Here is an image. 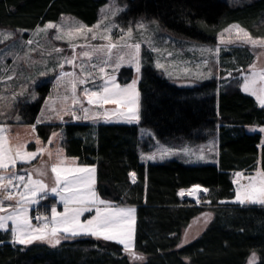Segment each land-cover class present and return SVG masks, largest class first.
<instances>
[{
	"label": "trees",
	"instance_id": "1",
	"mask_svg": "<svg viewBox=\"0 0 264 264\" xmlns=\"http://www.w3.org/2000/svg\"><path fill=\"white\" fill-rule=\"evenodd\" d=\"M108 0H0V28L29 32L47 22L72 15L87 25L99 19ZM127 22L156 19L167 31L215 44L219 33L241 23L253 37H264V0L231 4L227 0H128ZM234 49H239L238 47ZM226 56V54H225ZM224 60L223 78L181 87L153 66L142 63L139 80L138 124L40 123L35 131L46 142L61 130V144L79 165L96 167V191L113 203L136 208L134 261L123 245L79 235L62 239L55 247L35 242L13 243L11 230H0V264H264V206L241 205L235 199L234 174L264 170L262 133L248 126H264V108L242 89V78L231 70L245 68L247 58ZM229 73L231 76L228 77ZM133 68L119 74L122 84L133 78ZM35 102L20 101L15 111L20 124H34L51 91L47 82L38 88ZM1 123V122H0ZM151 129L161 141H195L218 136V162L186 164L178 159L145 163L141 153L150 150L141 129ZM33 144V143H32ZM23 164H18L17 169ZM131 173H135V183ZM201 185L208 189L209 206H197L178 195ZM52 200V198H51ZM223 201V203H221ZM205 210L213 218L195 239L178 247L183 230ZM63 235V234H61Z\"/></svg>",
	"mask_w": 264,
	"mask_h": 264
},
{
	"label": "snow or ice",
	"instance_id": "2",
	"mask_svg": "<svg viewBox=\"0 0 264 264\" xmlns=\"http://www.w3.org/2000/svg\"><path fill=\"white\" fill-rule=\"evenodd\" d=\"M122 9H115L112 12L114 17ZM104 11V10H102ZM108 17H102L96 25L89 28L87 25L77 22V26L64 33V29L60 26L49 22L44 28H37V33L41 31H47L48 29L57 28L61 34L56 36V39H63L65 35L68 37L84 35L87 38V33H92L91 39H97V34L93 32V28L99 29L104 21ZM137 29H144L145 25L139 23L136 25ZM114 28L119 29L122 33L120 40L124 43H112L111 33ZM86 30V31H85ZM236 32L235 40L229 38L227 41L223 39V32L220 34L221 43L235 44L241 43L249 45L252 48L264 49V37L253 38L249 32L241 28L240 25L234 24L229 28L224 29V32ZM103 32L106 35H101L99 38L109 41L106 45H87L91 51H83L80 53L81 57H86L90 61L94 55L99 53L103 54V58L99 59V63L90 64L85 66L84 64L76 65L77 59L74 54L72 57H64L59 64V68L62 70L64 63L79 67L83 76H78L75 72L61 71L57 78L56 87H60L66 77H70L68 83L70 89L66 88V91L71 92V106L68 109H61L64 115H69L75 120H91L93 122L103 121L105 123L111 122H125V123H139L140 122V92L137 88L141 75V43H128L124 40L127 36L129 40L132 39V28L129 27L127 32L124 29H120L115 23H109L105 25ZM11 33H0V38L7 39L11 36ZM0 39V42H2ZM29 45L33 44L32 40L27 41ZM77 45L73 44V52ZM81 47H85L81 45ZM113 49H117V53L113 54ZM123 49L128 51L124 52ZM55 52H62L63 49H53ZM153 51L158 49L153 48ZM202 53H211L218 55L219 49H200ZM50 54V53H49ZM168 56L172 53L168 52ZM264 55V52L259 53ZM128 57V60H125ZM259 58V57H257ZM109 62L113 64V72L106 73L103 65H108ZM134 65L136 78H133L130 83L121 85L117 82L116 72L119 70L122 64ZM187 63V62H185ZM208 61L204 60L201 64L195 65L196 71L192 72L189 68H183L185 75L194 76L199 79L204 76H210L211 71L203 73L201 68L207 67ZM156 67L167 71L165 65L157 62ZM99 69V72L104 74L100 76L101 83L96 84V77L89 69ZM252 76L245 77L243 84V91L255 96L259 101V106L264 108V86L256 87V77L259 76V80L264 84V70L256 71V65L253 64ZM48 72H41L40 75H47ZM169 76L173 73L168 72ZM231 75V73H229ZM105 76L107 77L105 79ZM12 77H9L11 79ZM77 83L92 84L95 88L85 87L81 91V95L77 96ZM20 93L18 95H22ZM15 95L13 99H15ZM81 96L83 99H81ZM37 97L33 93L32 99ZM2 99V97H0ZM68 96L62 97L63 101H67ZM90 107L84 106V101ZM112 103L117 107L114 109H104L105 104ZM91 106H96L95 108ZM103 109L102 111L96 109ZM45 109L49 112H55V115L61 122L63 115L55 108V100L52 96H49L45 101ZM77 111L81 115H77ZM0 115H3L0 112ZM20 117H16L19 120ZM51 116L45 119V112L42 110L40 117L34 124L31 125V130L34 133L37 124L50 122ZM256 130V129H253ZM260 132H264V128L259 129ZM11 132V126L0 124V213H7L6 215H0V230L9 231L8 221H12L14 227L11 229V235L13 237L12 242L21 245H30L37 241L47 243L53 247L61 243V239L73 238L79 235H91L96 239H103L105 241H113L117 244L123 245V250L134 261H142L144 259L142 254H138L135 249V211L134 207L120 206L111 201L101 199L96 191V168L95 166H76L77 158H67L63 155V150L60 149L56 153V162L53 163L50 168L54 174L52 178L53 186L49 187L48 183H45L43 177L47 175V172L43 168H33L28 172L27 178L23 175L17 174L15 171V165L17 160L23 163H31V160L36 159L37 155H42L45 152L51 158L53 153L47 151L45 148H37L36 152H22L23 145H11L9 141V133ZM61 136L60 133H53L52 138ZM52 140H49L51 143ZM36 143L39 144V138L36 139ZM199 151H203L200 149ZM187 153H191V150H185ZM176 154L171 149H165L159 154L153 153L145 155L142 158L146 161L155 160L157 158H165L168 155ZM198 160H203L202 155L197 156ZM72 166L64 167L65 162ZM27 171V170H25ZM33 174L38 175L39 179H33ZM236 179L234 183L237 185L235 189V199L233 202L241 205L258 204L264 206V170L257 168L254 174H250L245 177L243 173H235ZM133 178L132 182L135 183V173H131ZM241 178L247 179L246 184H241ZM21 185L23 186L21 190ZM200 191L207 192L208 189H201L200 185H195L192 189L187 190L188 195L196 196ZM49 192L56 194L60 197V201L63 204V211L58 212L55 207L51 208V216L35 215L30 216V205L39 204L41 200L47 198ZM186 194L185 190H181L178 195L183 197ZM5 201L14 202L5 205ZM199 199L197 203H199ZM211 203V201H206ZM223 203V201L221 202ZM90 213V217H86L84 221H81V216L85 213ZM210 214H204V222L207 223ZM35 219L39 223L34 225L32 220ZM63 234V235H61ZM187 233L185 234V240L183 243H187ZM183 243L178 247H183ZM256 254L252 253L249 264H255Z\"/></svg>",
	"mask_w": 264,
	"mask_h": 264
},
{
	"label": "rangeland",
	"instance_id": "3",
	"mask_svg": "<svg viewBox=\"0 0 264 264\" xmlns=\"http://www.w3.org/2000/svg\"><path fill=\"white\" fill-rule=\"evenodd\" d=\"M231 4L246 2L250 3L253 0H227ZM129 6L128 0H108L105 5H103L100 8L99 12V19L102 17H108L104 21V24L100 26L99 29L93 28V32L97 34V39L93 40L91 39L92 33H87V38L84 37V35L79 36H73L68 37L67 35L64 36L63 39H56V36L58 34H61L57 28L48 29L47 31H41L37 33V28L35 31L29 32V37L23 38V32L13 29H6V28H0V33H11L12 35L7 39H2V42H0V112L3 113V115H0V124H5L11 126V132L9 135L10 144L11 145H23L24 147L21 149L22 152H36V150H31L28 148V145L31 143H34L37 145V148H44L41 138L37 135L36 131L33 133L31 130L32 124H24L20 125L19 121L21 120V115L18 111H15V108L18 107V102L24 101V102H35L36 99L40 95V90L38 89L43 84L50 82L51 83V91L49 96H52L55 100V108L57 111H60V114L63 115V119L68 120L69 116L64 115L63 111L61 109H68L71 106V92L66 91V88L70 89V84L68 81L72 78L66 77L64 82H62L60 87H56L57 79L55 75L60 73L61 71H68L69 69L72 70V72H75L78 76H83V73L80 72L79 67H74L71 64L64 63V67L61 70L59 68V64L62 62V59L64 57H72L74 54L76 55L77 59L75 61L76 65L84 64L86 67L90 64H96L99 63V59L103 58V54L99 53L97 55H94L92 59L89 61L86 57H81L80 53L83 51H91L87 45H106L109 43V41L100 39L99 37L101 35H106V33L103 32V29L105 25L109 23H115L119 26L120 29H124L125 32H127V29L129 27L132 28V39L129 40L127 36L124 37V40H126L128 43H141V51H140V58H141V64L143 61H145V58L152 57L153 66L159 70V72L164 75L166 78H169L173 82H175L177 85L181 87H189L194 86L195 84H199L200 82L210 80L213 78H223L221 77L222 72L225 70L221 67L224 60H230L231 62H237L239 58H247V66L243 69H235L231 70L232 73L235 74L236 77L242 78V88L243 84L245 82V77H251L252 76V68L251 66L253 64L256 65V71L264 70V55H259V53L264 52V49L260 48H252L249 45H244L241 43H235V44H227V43H221V36L220 34L223 32V39L227 41L229 38L235 40L236 38V32L233 31L231 33L224 32V29L219 33L217 37V42L215 44H205V43H199L195 40L182 37L179 35H175L169 31H167L164 27L161 26L158 20L151 19L148 21H138L135 23L127 22L123 15L124 12L127 10ZM115 9H122L119 11L114 17L112 16V12ZM104 10V11H102ZM97 21V22H98ZM77 22L82 23L84 25H87L80 21L78 18L72 16V15H64L59 22H51L53 24H56L64 29V33H67L69 29L74 28L77 26ZM97 22L93 25H96ZM47 22L46 24H48ZM139 23H143L145 25L144 29H137L136 25ZM45 24V25H46ZM238 24L241 28L245 29L247 32H249L241 23H233L231 25ZM45 25L39 26V28H44ZM93 25H87L89 28H91ZM230 25V26H231ZM229 28V26L227 27ZM226 29V28H225ZM86 31V30H85ZM250 33V32H249ZM122 33L119 31V29L114 28L111 33V42L112 43H124V41L120 40ZM252 36V35H251ZM253 37V36H252ZM257 38V37H253ZM32 40L34 43L29 45L27 41ZM75 44L77 47L75 48V53L73 52L72 45ZM81 45H84L85 47H81ZM238 47L239 49H234ZM153 48L158 49V51H153ZM53 49H63L62 52H55ZM200 49H219L218 55H213L211 53H202ZM122 51L126 52L127 49H123ZM171 52L172 55L168 56L167 53ZM50 53V54H49ZM117 53V49H113V54ZM226 54V56H225ZM259 57V58H257ZM227 58V59H226ZM125 60H128V57H125ZM207 60L208 64L207 67H203L200 69L203 73H208L209 70L211 71L210 76H204L199 79L195 78L194 76H188L185 75L183 72V68L187 67L192 72L196 71L195 65L201 64L202 61ZM227 60V62H228ZM159 62L163 65H165V68L167 71L157 68L156 63ZM187 62V63H185ZM105 68L106 73H112L114 68L112 62H109L108 65H103ZM124 67H131L133 68L134 74L133 78H136V72L134 65H128L127 63H124L121 65L119 70L116 72V76L119 74L120 71ZM142 68V67H141ZM93 72L94 76L96 77V84H100V76L104 75L99 72V69H89ZM48 72L47 75H40L41 72ZM171 71L173 74L169 76L168 72ZM69 72V71H68ZM248 74V76H247ZM55 76V77H54ZM231 75H228L230 77ZM9 77H12L9 79ZM5 78V79H4ZM105 78H107L105 76ZM132 78V79H133ZM4 79V80H3ZM257 85L256 87L264 86L259 80V76L256 77ZM88 85L92 84H86V87ZM94 86V85H93ZM83 85L77 83V96H80V92L83 88ZM95 88V87H94ZM138 88V85H137ZM245 92V91H244ZM20 93H23L22 95H18ZM33 93L37 97L36 99H32ZM247 93V92H245ZM15 95V99H13V96ZM249 94V93H248ZM48 96V97H49ZM68 96L69 99L67 101H63L62 97ZM255 97V96H254ZM256 98V97H255ZM258 101V100H257ZM259 102V101H258ZM42 110L45 112V119H47L48 116H51L52 119L59 120L55 112H49L47 109H45V102L42 106ZM41 110V111H42ZM78 113V111H77ZM16 117H20L19 120H16ZM40 115L38 116V118ZM37 118V119H38ZM145 128L141 129L144 130ZM150 130V129H146ZM152 134H155L153 131H150ZM54 133H59L54 132ZM61 136L52 138V136L48 139H51L52 142L49 143L51 146V149H47V151H50L53 153L52 156H55L58 150L61 149L59 142L62 138V133H60ZM144 135V136H143ZM141 136H143L148 144L150 145H156L155 142L150 141L151 136L147 135V133L141 132ZM39 138L40 143H36V139ZM208 144L203 146L199 145V150L204 148H209V151L211 153L215 152L213 149L215 146V141L213 138L208 137ZM204 140V141H207ZM200 141L203 140H197ZM47 142V141H46ZM185 142V143H184ZM183 146L180 150V152L183 154L185 153V147L186 142L189 143L190 141H184ZM53 148V150H52ZM200 152V151H199ZM143 153V152H142ZM175 159H183L181 155L174 156ZM57 158L49 157L47 152H45L36 163L31 162L28 163L26 166L27 171L24 170L23 176L27 178V174L29 171H31L33 168H43L47 175L43 177L45 183L49 184V187L53 186L52 178L54 174L51 172L50 166L56 162ZM20 161V160H18ZM33 163V164H32ZM72 165H64V167H69ZM76 166H91V165H76ZM96 168V167H95ZM243 173L245 177H247L249 174H245L243 171L239 172ZM253 172L252 174H254ZM96 176V173H95ZM39 177L36 174H33V179H39ZM243 184H246L248 181L247 179L241 178ZM201 186V185H200ZM193 187V186H192ZM192 187L188 188L191 189ZM186 195L181 197L184 200H192L195 202L197 206H209V204L206 202L208 201L205 199L207 192L200 191L198 197L193 198L191 196H187V190ZM201 189H207L204 186H201ZM50 195L54 196L58 200V204L61 206H52L57 209L58 212L63 211V204L60 201V197L56 194H53L49 192ZM101 198V197H100ZM102 199V198H101ZM199 199V203H197V200ZM52 201H49L48 198L41 200L39 204V210L41 211L42 215L44 216H51V210L46 211L47 207L44 205V203H49ZM118 204V203H115ZM38 205V204H35ZM120 206H127V207H134L129 205H123L118 204ZM51 207V208H52ZM34 208V207H33ZM135 208V207H134ZM136 209V208H135ZM210 214V218H208L207 223L204 222V214ZM7 213H0V215H6ZM31 215V207H30V213ZM90 213L85 212L81 216V221L83 222L86 217H90ZM135 218H136V211H135ZM213 218V213L210 210H205L201 214H199L197 217L192 219V221L189 223V225L183 230L182 238L180 245L185 240V234L187 233L188 242L195 239L199 234H201L204 229L207 227L209 222ZM12 222V221H11ZM34 225L38 224L39 222L32 221ZM136 226V224H135ZM62 240V239H61ZM187 243H183V246ZM135 251V249H134ZM136 252V251H135ZM137 253V252H136ZM256 258H258L256 256ZM132 259V258H131ZM133 260V259H132ZM257 260V259H256ZM250 261V259H249Z\"/></svg>",
	"mask_w": 264,
	"mask_h": 264
},
{
	"label": "crops",
	"instance_id": "4",
	"mask_svg": "<svg viewBox=\"0 0 264 264\" xmlns=\"http://www.w3.org/2000/svg\"><path fill=\"white\" fill-rule=\"evenodd\" d=\"M233 24V23H232ZM231 25V24H230ZM229 25V26H230ZM39 27V26H38ZM227 28V27H226ZM36 30V28L33 30V31H35ZM69 72H72V70L71 69H69L68 70ZM68 71H65V72H68ZM56 76V78L55 79H57L58 78V76H59V73L57 74V75H55ZM54 76V77H55ZM247 76H248V74H247ZM117 77V82H119L121 85H124V84H122L121 82H120V80L118 79V75L116 76ZM5 79V78H4ZM3 79V80H4ZM106 79V78H105ZM132 80V79H131ZM140 80V79H139ZM131 81H129L128 83H130ZM126 84V83H125ZM138 85H139V83H138ZM83 87H86V84H83ZM82 87V88H83ZM88 88H93L94 89V87L95 86H91V85H88L87 86ZM243 89V88H242ZM138 90H139V88H138ZM82 91V90H81ZM81 93V92H80ZM81 95V94H80ZM48 98V97H47ZM46 98V99H47ZM81 99H83V97L81 96ZM256 99V98H255ZM257 100V99H256ZM46 101V100H45ZM259 103V102H258ZM84 106L85 107H90L88 104H87V102H86V100L84 101ZM91 107H93V108H95L96 106H91ZM117 106L115 105V104H112V103H108V104H105L104 106H103V108L104 109H114V108H116ZM41 110H42V108H41ZM41 110H40V112H39V114H38V116L40 115V113H41ZM96 110H100V111H102L103 109H96ZM77 115H81V113L78 111V113H77ZM67 116V115H66ZM69 116V115H68ZM38 118V117H37ZM65 122H61V120L59 119V120H57V119H52L50 122H45V123H48V124H56V123H66L67 121H72V122H74V123H86V124H93V125H97V124H103V123H105V122H103V121H96V122H93V121H91V120H75V119H73L71 116H69V119L68 120H65V119H63ZM111 123H119V124H122V123H125V122H111ZM126 124H138V123H126ZM20 125H24V124H20ZM260 128H264V126H256V125H252V126H248L247 127V130L249 131V132H254V131H259V129ZM253 129H256V130H253ZM143 131V133H147V135H150L151 136V138L152 139H150V141L151 142H153V144H154V142H155V144L156 145H149L150 147V150L149 151H147V152H143V153H141V159H142V161L143 162H145V163H149V162H152V163H158V162H162V161H165V160H169V159H175L174 158V156H178V155H181L182 157H183V159H178V160H180V161H182V162H184V163H186V164H207V163H217L218 162V145H219V141H218V136H213V137H211V138H213L214 139V141H215V146H214V150H215V152H213V153H211L210 151H209V148H204L203 149V151L201 152H199V145H205V147H206V145L208 144V140H210V138L209 139H207V141H200L201 143L199 144V141H197V140H195V141H190L189 143H187L186 142V146H184L185 147V150L187 149V150H191V153H187V152H185V153H181L180 152V150L181 149H183L182 148V146H183V142L184 141H178V140H170V141H161V140H159L157 137H156V135L155 134H152L150 131H152L151 129L150 130H146V129H144V130H142ZM141 131V132H142ZM59 133H62L61 132V130H59L58 131ZM262 133V141H261V145L260 146H262V145H264V132H261ZM9 135H10V133H9ZM52 136V135H51ZM63 136V135H62ZM144 136V135H143ZM61 140H62V138H61ZM61 140H60V142H59V145H60V147H61V149L63 150V155H64V157H67V158H73V157H69V156H67V154H66V152H65V150H64V148H63V146H62V144H61ZM9 141H10V139H9ZM42 143H44V145H43V147L45 148V149H51V146H53V145H49V143H48V141L47 142H44V141H42ZM185 143V142H184ZM28 148L29 149H31V150H36L37 149V145L36 144H30V145H28ZM165 149H171L172 150V152L173 153H176V154H171V155H168L167 157H165V158H157V159H155V160H148V161H146V160H144L142 157L143 156H145V155H150V154H153V153H156V154H159L161 151H163V150H165ZM52 150H53V148H52ZM43 155V154H42ZM42 155H37V157H36V159H33V160H31V162H34V163H36L37 161H38V159L42 156ZM199 155H202L203 157H204V159L203 160H198L197 159V156H199ZM54 159L55 158H57L56 157V155L55 156H52ZM18 164H23V166L21 167V168H19L18 169V172H19V174L20 175H23V173L22 172H24V170L26 169V166H27V164L28 163H23V162H21V161H18L17 160V163H16V165H15V171L17 170V165ZM33 164V163H32ZM78 163H77V160H76V165H77ZM65 165H69V163H68V161H66L65 162ZM79 165V164H78ZM253 172H255V171H250V172H247V173H245V174H252ZM248 175V176H249ZM131 178H132V176H131ZM133 179V178H132ZM96 187V186H95ZM22 188H23V186L21 185V190H22ZM100 197V196H99ZM47 198H48V200L49 201H52V202H49V203H44V205L47 207V210L46 211H50L51 210V207L52 206H60L59 204H58V200H57V198L56 197H54V196H52V195H50V194H48L47 195ZM51 198H52V200H51ZM12 203H14V202H12ZM50 204V205H49ZM29 207H31V215H32V213H33V211H34V205H30ZM61 207V206H60ZM30 215V216H31ZM8 225H9V230H11L13 227H14V225H13V223L11 222V221H8Z\"/></svg>",
	"mask_w": 264,
	"mask_h": 264
},
{
	"label": "built area",
	"instance_id": "5",
	"mask_svg": "<svg viewBox=\"0 0 264 264\" xmlns=\"http://www.w3.org/2000/svg\"><path fill=\"white\" fill-rule=\"evenodd\" d=\"M240 69H243V67H240ZM16 172H17V174H19V172H18V169L16 170ZM239 172H241V171H238V172H236V173H239ZM20 175V174H19ZM236 179V177H235V175H234V179H233V181ZM240 182H241V184H243V182H242V180H240ZM194 187V186H193ZM192 187V188H193ZM236 187H237V185L234 183V189H236ZM191 188V189H192ZM186 195V194H185ZM188 196V195H187ZM8 203H12V202H8V201H5V205H7ZM41 204H38V205H34V211H33V213H32V215L31 216H35V215H42V213H41V211L39 210V206H40ZM50 205V204H49ZM32 221H34V222H38V221H36L35 219H33Z\"/></svg>",
	"mask_w": 264,
	"mask_h": 264
},
{
	"label": "bare ground",
	"instance_id": "6",
	"mask_svg": "<svg viewBox=\"0 0 264 264\" xmlns=\"http://www.w3.org/2000/svg\"><path fill=\"white\" fill-rule=\"evenodd\" d=\"M188 195V194H187ZM198 195H199V193L196 195V196H192V195H189V196H191V197H193V198H196V197H198Z\"/></svg>",
	"mask_w": 264,
	"mask_h": 264
}]
</instances>
